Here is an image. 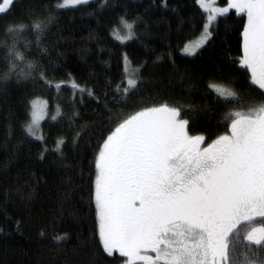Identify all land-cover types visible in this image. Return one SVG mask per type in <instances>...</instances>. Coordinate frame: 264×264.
<instances>
[{"label":"trees","instance_id":"1","mask_svg":"<svg viewBox=\"0 0 264 264\" xmlns=\"http://www.w3.org/2000/svg\"><path fill=\"white\" fill-rule=\"evenodd\" d=\"M60 1L15 0L0 15V264H123L103 251L94 203V164L107 136L137 112L168 105L182 109L190 135L210 143L230 134V113L264 102V90L240 65L245 15L219 17L188 55L184 46L207 21L197 0H93L65 9ZM122 19L132 24L126 42L113 35L128 34ZM36 22L47 26L37 33ZM124 57L138 77L127 92ZM212 84L239 102L218 97ZM37 98L48 105L42 139L26 131ZM232 252L238 261L264 260L261 246Z\"/></svg>","mask_w":264,"mask_h":264},{"label":"snow or ice","instance_id":"2","mask_svg":"<svg viewBox=\"0 0 264 264\" xmlns=\"http://www.w3.org/2000/svg\"><path fill=\"white\" fill-rule=\"evenodd\" d=\"M13 2L0 0V14ZM88 2L61 0L57 7ZM199 3L208 11L204 0ZM229 7L247 14L241 66L250 71L251 84L264 90V0H231ZM229 7L213 11L224 15ZM215 18L208 16L209 21ZM121 24L130 39L132 24L123 19ZM46 26L36 22L32 28L40 33ZM24 28L17 25L15 31ZM209 38L206 25L200 40L186 46L184 52L195 55ZM13 54L23 59L10 50L9 55ZM14 70L13 64L9 71ZM136 83L128 79V88H135ZM209 87L218 97L239 102V94L232 89ZM32 109L26 128L29 135H35L34 128L46 115L39 101L33 102ZM181 111L162 105L124 119L107 136L95 161L99 240L108 256L118 252L127 258L126 264H227L228 237L236 228L257 217L264 223V102L248 114L230 113L234 117L231 134L221 135L203 148L205 137L189 135V121L181 118ZM63 143L59 141L58 147ZM245 238L264 250V226L251 227ZM62 239L56 237L57 242ZM149 250L156 254L155 259L141 254Z\"/></svg>","mask_w":264,"mask_h":264},{"label":"rangeland","instance_id":"3","mask_svg":"<svg viewBox=\"0 0 264 264\" xmlns=\"http://www.w3.org/2000/svg\"><path fill=\"white\" fill-rule=\"evenodd\" d=\"M15 1V0H14ZM90 1H93V0H89V2ZM61 2V1H60ZM59 2V3H60ZM204 3L208 6V11H205L204 10V8H202L201 7V4L199 3V0H197V4H198V6L206 13V16H207V21H206V24H205V26L207 25L208 26V33H210V37H211V33H212V27H213V25L215 24V22L217 21V19L219 18V17H221V16H225V15H227V14H229L231 11H234V12H236L238 15H245V17H246V26H247V14H246V12H237L236 11V9L235 8H231V7H229V5H230V3H231V0H226V2L225 3H221V0H204ZM76 7V6H75ZM225 7H229V11L226 13V14H224V15H219L218 13H216V12H214L213 11V9H218V8H225ZM10 8V7H9ZM9 8H8V10H9ZM69 8H72V7H69ZM61 9V8H60ZM65 9V8H64ZM7 10V11H8ZM6 11V12H7ZM4 14V13H3ZM215 15V19L214 20H211V21H209L208 20V16L209 15ZM1 15V14H0ZM204 29H205V27H204ZM127 31H128V29H127ZM203 33H204V30H203V32H202V34L198 37V38H196V39H194V40H192V41H190V42H188L185 46H184V48L186 47V46H188V45H195L199 40H200V38L202 37V35H203ZM114 37L117 39V40H119L120 42H126V41H128L129 40V38H127V36H128V34L127 35H123L122 33H120L119 32V30H117L116 32H114ZM117 36H119V37H121V38H123V39H118L117 38ZM208 40V39H207ZM207 42V41H206ZM205 42V43H206ZM204 43V44H205ZM203 44V45H204ZM184 48H183V53L184 54H186L185 52H184ZM201 48V47H200ZM199 49V48H198ZM198 49H196V51L198 50ZM242 59H243V56L240 58V65H241V61H242ZM124 67H125V73H126V88L125 89H127V91L129 90V89H131V88H128V84H127V81H128V79H135L136 80V82L138 83V77H137V73L136 74H134V69H136L131 63H130V61L128 60V58L127 57H124ZM134 68V69H133ZM137 71V70H136ZM250 72V71H249ZM251 74V73H250ZM137 83H136V85H137ZM37 101H39L40 102V106H41V108L43 109V111L46 113V115H44V118L43 119H41L40 121H39V123H38V126H36L35 128H34V132H35V135H31L33 138H35L36 139V136H42V134H41V125H42V122L46 119V117H47V114H48V105H47V103L45 102V101H43L42 99H39V98H37V99H35L33 102H37ZM32 111H33V109H32ZM244 114H246V113H244ZM248 114V113H247ZM230 134H231V126H230ZM230 134H228V135H230ZM190 135V134H189ZM206 141V140H205ZM204 141V143L201 145V147L203 148L204 146H207V144L208 143H206ZM257 218H259V217H257ZM257 223H259V220H258V222ZM257 223H255V224H257ZM254 223L253 224H249L248 226H244L243 228H242V232L243 233H245L246 232V229H248L249 227H252L253 225H255ZM98 227H99V222H98ZM236 237H239V239L237 240V243L239 242V240H240V238H242V236L241 235H239V234H237V236ZM236 237H231V240H230V244H229V246H228V261H227V264H252L251 262H253V263H255V264H264V260H258V261H251V262H243L242 263V261H238L237 260V258H236V255H234L233 253H232V251H231V248H232V241L236 238ZM161 247H163V245L161 246ZM234 249V248H233ZM116 253H118V252H114L113 253V255L114 254H116ZM142 255H148V256H150V257H152L153 259H155V256H156V254L155 253H153V252H151L150 250L149 251H147V252H142L141 253ZM118 255H119V253H118ZM120 256V255H119ZM121 257V256H120ZM124 258V260H123V264H126V261H127V258L126 257H123ZM241 262V263H240ZM137 264H145V262L144 261H137ZM157 264H163V261H158L157 262ZM220 264H224V262H220Z\"/></svg>","mask_w":264,"mask_h":264},{"label":"flooded vegetation","instance_id":"4","mask_svg":"<svg viewBox=\"0 0 264 264\" xmlns=\"http://www.w3.org/2000/svg\"><path fill=\"white\" fill-rule=\"evenodd\" d=\"M244 225H246V223H243V224H240L237 228H236V230L228 237V246H229V244H230V240H231V237L236 233V232H239L240 231V228L242 227V226H244ZM245 237H246V235H245ZM244 237V240H246V238Z\"/></svg>","mask_w":264,"mask_h":264},{"label":"bare ground","instance_id":"5","mask_svg":"<svg viewBox=\"0 0 264 264\" xmlns=\"http://www.w3.org/2000/svg\"><path fill=\"white\" fill-rule=\"evenodd\" d=\"M127 30V29H126Z\"/></svg>","mask_w":264,"mask_h":264}]
</instances>
